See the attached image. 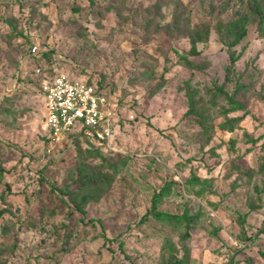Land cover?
Listing matches in <instances>:
<instances>
[{
  "label": "rangeland",
  "instance_id": "1",
  "mask_svg": "<svg viewBox=\"0 0 264 264\" xmlns=\"http://www.w3.org/2000/svg\"><path fill=\"white\" fill-rule=\"evenodd\" d=\"M255 2L264 13L262 0H0V264H165L166 240L178 256L187 249L183 264H264V20ZM240 17L247 32L224 81L220 39ZM205 26L201 52L180 59L174 50L188 51ZM59 72L108 98L114 148L101 146L104 158L47 137L40 84ZM220 85L248 108L232 132L219 124L244 111L224 114ZM188 93L204 125L184 115ZM81 161L111 178L83 220L60 190ZM193 174L206 182H190ZM165 183L157 207L187 212V239V220L140 221Z\"/></svg>",
  "mask_w": 264,
  "mask_h": 264
},
{
  "label": "trees",
  "instance_id": "2",
  "mask_svg": "<svg viewBox=\"0 0 264 264\" xmlns=\"http://www.w3.org/2000/svg\"><path fill=\"white\" fill-rule=\"evenodd\" d=\"M263 4H264V0ZM261 4L260 2H255L254 9L259 12V16L261 18L259 19V26L262 25V22L264 20V13L261 10ZM246 18L240 17L234 21H228L224 24V35L221 36L220 42L225 45L228 49V59L229 63L225 68V76L224 81H230V75L234 71V64L239 58V54H237L233 47L237 45L242 38L246 35L247 29H246ZM218 32L221 33L222 26H220L218 29ZM208 34L209 29L207 26H205L202 31H195L194 34H191L190 37V48L186 52H179L175 51V53L178 55V57L182 60H185L187 63H190L189 56H195L198 55L201 50L197 48L196 43L198 41L206 42L208 40ZM44 55V53H41ZM31 56V55H30ZM88 82V81H87ZM89 84H92L91 82H88ZM94 86V85H93ZM97 92L102 93L103 91L100 89L101 85L99 87L95 86ZM216 90L218 93H221L226 97L228 102L230 103V106L224 109V114L227 116L228 112L235 111V110H243V115L235 116V117H227L225 121L219 124V127L221 129H224L228 132L234 131L237 127H239L240 121L243 119V117L248 114V108L246 107L245 103L240 101L239 99L235 98L233 95L228 94L226 91H224L223 85H220L216 87ZM188 103L189 108L184 113L185 116L187 115H197L199 119V123L201 125H204V121H206V117L201 114L197 108V100L194 98L193 94L188 93ZM210 130H212V133L214 131V127H210ZM208 128L206 127L203 131L205 133L207 132ZM48 137V135H47ZM49 138V137H48ZM211 136L207 135L205 137L204 142H208L210 140ZM259 137L250 139L252 143H256L259 140ZM71 142L73 144H78L80 147L84 149L85 152L88 153H95L100 158H104L102 155H100V149L101 146H95L91 142L88 141V139H85L81 135H75L74 137L70 138ZM235 140L230 139V146L234 147ZM81 144V145H80ZM215 154V153H213ZM1 171V169H0ZM111 178L108 177L105 173L104 174H98L94 172L93 170L89 169V166L85 161H81L80 166L76 169L74 177L69 181V183L64 187V189H60L63 195H65L68 200L72 203V205L75 207V210L78 214H81L80 219L83 220V216L85 213L84 206L88 202L96 201L100 197L101 189L98 184L106 183L108 186ZM190 182H206V179L200 180L196 175H192ZM7 191H10L7 187ZM169 192V183H165L159 191H155L152 194L151 197V205L150 207L143 213V215L140 217V221L143 222L147 218H155L157 220L161 221H182L187 220L185 225V231L181 234L182 239H187L190 236V228H192V224H190V220L192 219L187 212H183L182 214H174L169 213L163 210L158 209V204L163 196L168 194ZM3 192H0V198L3 196ZM260 208V204H250L249 210H257ZM7 209L3 207L0 210V217L7 213ZM246 217V213H244L241 216V219L239 220L241 223L242 230L245 229L244 226V219ZM90 221L93 222V219ZM264 232V228H260L258 230V233ZM257 233V234H258ZM102 236L104 238L105 234L102 233ZM243 239L246 241L250 240V237H247L245 234H243ZM162 249L165 251V253L168 254V258L165 261V264H183L186 260H188L189 254L187 249L183 250V253L181 256H178L176 251L177 248L174 246V244L170 240H166L164 245L162 246ZM247 264H254L252 258H247L246 260Z\"/></svg>",
  "mask_w": 264,
  "mask_h": 264
},
{
  "label": "built area",
  "instance_id": "3",
  "mask_svg": "<svg viewBox=\"0 0 264 264\" xmlns=\"http://www.w3.org/2000/svg\"><path fill=\"white\" fill-rule=\"evenodd\" d=\"M48 137L53 141L81 135L95 146H110L113 113L108 98L84 80L62 72L42 79L40 84Z\"/></svg>",
  "mask_w": 264,
  "mask_h": 264
}]
</instances>
